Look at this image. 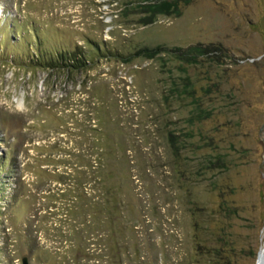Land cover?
Wrapping results in <instances>:
<instances>
[{"label": "rangeland", "instance_id": "1", "mask_svg": "<svg viewBox=\"0 0 264 264\" xmlns=\"http://www.w3.org/2000/svg\"><path fill=\"white\" fill-rule=\"evenodd\" d=\"M138 1L0 0V264H264V0Z\"/></svg>", "mask_w": 264, "mask_h": 264}, {"label": "trees", "instance_id": "2", "mask_svg": "<svg viewBox=\"0 0 264 264\" xmlns=\"http://www.w3.org/2000/svg\"><path fill=\"white\" fill-rule=\"evenodd\" d=\"M187 0H139L137 4V8H140V12H142L145 16L140 19V23L142 25L151 23L154 21L156 16L159 15H178L180 12V4H185ZM200 48L202 52H208L207 48H203L199 45H189L184 48L179 47H165L156 45L152 48L143 47L137 50L138 55H143L145 57H151L154 54L159 53L160 51H169L173 53H178L181 55H188L195 50ZM212 51H219V47H212ZM72 61V58L70 59ZM200 224L196 222V220H192V228L194 231L198 230ZM194 247L193 253H197V255L207 257L206 260L210 262V264H229V258L223 254L222 248L214 247V246H204L197 238L194 236ZM198 262V260H196ZM208 262V263H209Z\"/></svg>", "mask_w": 264, "mask_h": 264}, {"label": "water", "instance_id": "3", "mask_svg": "<svg viewBox=\"0 0 264 264\" xmlns=\"http://www.w3.org/2000/svg\"><path fill=\"white\" fill-rule=\"evenodd\" d=\"M263 100H264V96H263ZM258 136L260 138H262V140L264 142V112H263V121L258 126ZM257 259H258V252L256 253V258H255L254 264H257ZM20 263L21 264H26V258L25 257H21Z\"/></svg>", "mask_w": 264, "mask_h": 264}, {"label": "bare ground", "instance_id": "4", "mask_svg": "<svg viewBox=\"0 0 264 264\" xmlns=\"http://www.w3.org/2000/svg\"><path fill=\"white\" fill-rule=\"evenodd\" d=\"M258 258H259V253H258ZM257 264H258V259H257Z\"/></svg>", "mask_w": 264, "mask_h": 264}]
</instances>
